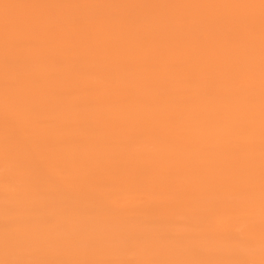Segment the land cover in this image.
<instances>
[{
	"label": "bare ground",
	"instance_id": "1",
	"mask_svg": "<svg viewBox=\"0 0 264 264\" xmlns=\"http://www.w3.org/2000/svg\"><path fill=\"white\" fill-rule=\"evenodd\" d=\"M176 7L171 14L164 7L151 13L145 9L119 25L115 13L101 8L100 23L91 30L68 32L64 24L57 22L45 41L21 46L17 40L30 32V27L47 24L38 1L0 8V43L4 42L0 48H7L12 56L6 62L0 60V117L9 111L12 122L44 115L50 119L48 125L19 122L13 126L9 132L15 135L11 139L16 148L13 161L19 156L20 140L33 129L44 132L41 145L46 150L63 145L69 138L80 140L74 147L54 151L65 164L53 172L58 182L48 185L37 179L32 187L24 184L15 192L34 198L53 195L65 204L67 218L58 227V240L69 248L65 258L58 257L51 264L87 263L96 246L101 247L102 257L96 264H135V260L124 261L119 252L118 244L125 236H130L128 243L148 252L154 263L242 264L243 259L251 258L256 259L255 264H264L263 241L257 238L250 247L241 248L232 230L219 225L215 215L203 224L213 229L211 235L201 237L200 229L188 224L199 218L201 212L198 217L181 205L170 210L173 204L169 207L164 197L151 213L139 200L119 210L109 206L118 192L123 194L125 184L145 185L149 180L162 186L179 184L186 168L198 167L204 158L215 156L216 164L207 178L210 190L217 191L227 184L231 174L237 173L239 182L234 181L228 196L240 192L253 194L256 221L264 224V152L259 151L264 143V0H176ZM189 11L196 15L195 19L181 26L182 17ZM167 20L171 32L156 34V24ZM145 22L152 24L146 32L140 29ZM104 26L120 28L125 37L118 41L115 35L100 39ZM199 29L202 48L209 51L217 47L212 56H202L200 48L194 45ZM134 34L141 36L138 48L128 41ZM109 41L118 45L113 52L105 46ZM63 42L66 45L60 46ZM22 49L27 57L21 62L18 51ZM96 50L101 62L88 72L86 62L96 57ZM62 52L75 54L73 65L51 58ZM122 57L132 60L134 65L117 74L114 65ZM71 67L79 71L84 84L81 90L75 88V77L64 79ZM182 71L185 77L180 76ZM48 75L53 81L58 80L57 89L47 87L51 84L46 79ZM103 80L108 89L105 98L77 104L81 92L93 93ZM160 88H167L166 98L157 95ZM186 128L191 130V139L183 141L181 148L161 141L162 137L171 140L176 130ZM132 132L140 154H133L132 145L122 144ZM189 143L195 144L193 152L187 149ZM25 150L27 164L32 173H37L42 166L36 161V154L28 144ZM261 156L262 166L257 173L252 178L244 176V171L250 170L244 169L245 163ZM144 159V164H136ZM11 165L8 170L15 171L25 164ZM113 166L124 171V175L112 174ZM52 167L53 164L46 166L50 170ZM91 172L98 180L91 185L93 203L86 210L78 203L77 187L61 184L70 176ZM126 177L127 183H122ZM26 179L27 175L22 182L26 183ZM2 181L0 175V184ZM156 213L169 214V219H173L169 247L164 244L162 223L156 225L149 220ZM35 221L32 217L23 223H11L5 233L7 246L0 229V256L7 264H41L24 261L23 252L17 253L19 261L7 257L10 250L21 248L24 235L45 238L55 232L52 221L45 224L52 230L37 226ZM257 233L263 234L261 230Z\"/></svg>",
	"mask_w": 264,
	"mask_h": 264
},
{
	"label": "rangeland",
	"instance_id": "2",
	"mask_svg": "<svg viewBox=\"0 0 264 264\" xmlns=\"http://www.w3.org/2000/svg\"><path fill=\"white\" fill-rule=\"evenodd\" d=\"M31 0H0V8H8V4L13 3V6H22L26 3H30ZM41 7V10L44 12V16L47 19L46 26L35 24L30 27L27 31V34L21 36L17 40L18 45H25L28 43H35L37 41H45L51 31L56 27L57 22L64 24L67 27L68 32L70 31H82L86 32L91 30L94 26L99 24L98 16L101 8H105L106 12L115 13V19L117 25L128 22L144 11L156 12L161 7L170 13L176 11V0H152L147 3L146 0H36ZM181 1V0H180ZM171 14V13H170ZM196 15L192 11H189L185 16L182 17L180 25L182 26L185 23H190L195 19ZM152 24H147L146 22L140 26L141 31H148L151 29ZM171 23L169 20L163 23H157L155 32L156 34L170 33ZM118 27H108L104 26L100 35V39H105L110 36H117L115 41L120 40L125 37L121 34ZM37 36V37H36ZM197 40L195 44L197 48H200V54L202 56L208 57L215 54L217 47L212 48L207 51L203 49L204 46L202 30L199 29L197 33ZM36 37V38H35ZM1 41V40H0ZM128 41L134 45L135 48L140 46L141 36L134 34L130 35ZM113 42V41H112ZM4 42H1L2 44ZM191 42L189 41L188 44ZM66 42H63L60 46H65ZM105 46L109 48L111 52L115 51L117 44H111V41L106 42ZM93 48H96V43L92 44ZM45 53V52H44ZM39 56L42 57L45 54ZM96 57L87 60L86 66L87 71H94L101 62V56L98 54L97 50L95 52ZM11 56L10 52L7 51V48H0V60L6 62ZM12 57V56H11ZM18 57L21 59V62L24 60L26 54H24L23 49L18 51ZM66 57V58H65ZM52 59H59L68 65H73L76 58L75 54H56L51 57ZM72 62V63H71ZM134 65L132 60H129L126 57H122L114 65V71L117 74L124 69H131ZM78 70L76 67H71L68 72L64 75L65 80H72V77H75V88L76 90H81L84 86L83 82L80 81L78 75ZM250 73L253 75L254 69H251ZM180 76H184V72H180ZM46 79L51 80V84L47 87L51 89L58 88V80L53 81L52 76H47ZM1 85V84H0ZM85 88V87H84ZM107 82L106 80L100 81L95 87L93 93L81 92L77 104H83L84 102H94L99 101L101 98H105L107 94ZM168 92L167 88H160L157 91V95L166 98V93ZM124 93V92H123ZM166 94V95H165ZM217 108V107H214ZM13 120V116L6 112V114L0 117V175L3 176L2 184H0V229L4 232V244L7 246L8 240L5 239V233L9 232L10 225L13 222L23 223L26 218L31 219L32 217L36 219L35 223L37 226H44V228H52L46 226L45 224L49 221H52L55 226V232H52L49 235H45V238L40 235H24L22 240L21 248L16 250H10L7 254V257H10L12 260L19 261L18 254L23 252L24 261H35L40 262L41 264H51L53 260L58 257L65 258V254L68 252V248L65 245L60 244L58 236L60 231L58 227L63 224L67 218V213L65 212V204L59 201L56 196L47 195L39 198H34L31 195H19L15 192L22 188L24 184L32 185L37 179H43V183L48 185L58 182L56 181L57 176H53V172L60 170L65 164L64 162L56 157L54 151L60 148H70L74 147V144H78L80 140L69 138L64 141L63 145L56 144L54 148L49 150L43 149L41 145V137L43 131L39 129H33L28 132L24 139L20 140L18 151L19 156L17 161L14 162L13 153L16 148L11 143V139L15 138L14 134H9L12 131L13 126L19 122L32 125H42L47 124L50 121L49 116H38L37 119H21L17 118ZM24 127H29L28 125ZM131 130V127L128 128V131ZM133 131V128H132ZM191 139V130L188 128L183 130H176L173 138L167 139L162 137L161 141L171 143V146L174 148H181L184 144L183 141L188 142ZM132 145L133 154H140L138 146H135V134L132 132L129 133V137L125 140H122V144ZM28 144L31 150L36 154V161L41 164L42 168L37 173H32V168L27 164L28 156L26 155L25 145ZM195 144L189 143L187 149L190 152L194 151ZM260 152H264V143L260 147ZM261 157H255V159L249 160L245 163L246 167L244 169L250 170L244 171V176L252 178L255 173L261 168L262 161ZM144 160L136 162V164H144ZM216 157L210 156L207 159L202 160V164L198 163V167L195 168H186L181 174L182 180L179 184H170L167 183L162 186L161 183L157 181L149 180L146 184H125L127 188H124L123 194L119 195V192L114 200H110V208L113 210H119L133 204L136 200H139L144 204V209L151 213L155 209H158L157 203H160L162 197H164L169 204H173L170 210L178 208L179 205L182 207L194 212L196 216H201L196 220L188 222L192 224L193 227L199 228V235L201 237H208L211 235L213 229L203 227L204 221L209 219L212 215L217 216L218 224L222 227H227L232 230L234 236L237 239V242L241 248L250 247L254 240L257 238L261 239L264 243V224H260L256 221L255 209L256 205L253 202L255 197L253 194L247 192H240L236 196H228L230 194L231 185L237 180L238 174L233 173L229 177L227 184L220 186L217 191H211L207 185V178L211 169L215 166ZM11 164H25L22 165L19 169L12 171L8 170ZM47 164H53L52 169H47ZM113 166L111 173L114 175H124V171ZM248 172V173H247ZM27 175L26 183L22 182L24 176ZM264 179V178H263ZM97 180L95 178V173L91 172L88 175L82 176H70L68 177L62 186L71 188L73 186L77 187V193L81 208L88 210L92 207L93 197L91 196V185H96ZM238 181V180H237ZM239 182V181H238ZM122 183H127V177L122 180ZM184 188L181 190V188ZM264 188V186H263ZM215 193V194H214ZM230 200H229V199ZM227 211V212H226ZM149 215V214H148ZM152 224L162 223L164 233V244L169 247L173 238L170 234V230H173L172 220L169 219V214L156 213L150 216L149 218ZM114 225L111 224L110 228H113ZM261 230L263 234H258L257 232ZM125 238V239H124ZM120 246V254L124 261L135 260V264H167L152 262L151 256L148 252H145L139 248L134 247L128 240L130 236H125ZM147 240H150L151 237H146ZM100 246H96L92 249L90 255L93 253L94 256H90L87 263L84 264H96V262L102 258L99 256L101 251ZM16 251V253H15ZM61 262H67V260H61ZM242 264H255L256 259L245 258L241 261ZM0 264H7L6 259L0 256Z\"/></svg>",
	"mask_w": 264,
	"mask_h": 264
}]
</instances>
